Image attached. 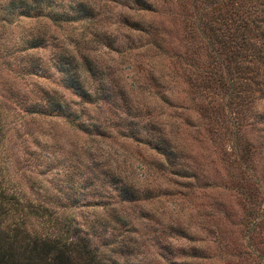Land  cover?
I'll return each mask as SVG.
<instances>
[{
  "label": "rangeland",
  "instance_id": "obj_1",
  "mask_svg": "<svg viewBox=\"0 0 264 264\" xmlns=\"http://www.w3.org/2000/svg\"><path fill=\"white\" fill-rule=\"evenodd\" d=\"M239 1L264 7L0 0L3 206L38 203L23 225L75 229L106 264H264V84L243 87L256 118L199 109L230 69L213 27Z\"/></svg>",
  "mask_w": 264,
  "mask_h": 264
},
{
  "label": "trees",
  "instance_id": "obj_2",
  "mask_svg": "<svg viewBox=\"0 0 264 264\" xmlns=\"http://www.w3.org/2000/svg\"><path fill=\"white\" fill-rule=\"evenodd\" d=\"M237 4L238 6H233L226 15H219L218 20L222 26L213 27L218 37L216 41L221 46L224 44L229 46L227 51L225 50L227 53L225 60L230 69L226 71L228 72L226 75H222L217 69L208 74L207 82L203 85L207 89H212L213 97L209 100V96L212 95L204 93V98L207 97V100L199 109L202 113L208 109L217 117L220 108L224 107L229 115H232L230 116L233 120L237 118L239 112L242 116L246 115L253 119L254 115L256 118V113L247 104L251 99L250 93L243 87L264 84V7L250 9L246 7L244 1H239ZM195 48L192 47L190 53L196 54ZM187 58L192 59L191 56ZM217 59L216 61L220 63L219 57ZM58 69L63 73L64 85L73 89L81 87L70 72L71 67L61 61ZM191 78L190 83L193 84L199 80L195 73ZM223 88L229 90L226 100L219 95ZM57 110L61 111L62 106L59 105ZM260 120L264 122V112L261 113ZM0 196L2 198L4 196L2 189ZM10 201H6L3 206L0 200V264H106L96 258L87 240L78 235L75 229L57 228L52 234L50 231L41 234L30 231L23 225L26 216L28 214L40 216L42 215L40 210H44V207H38V203L24 205L15 200ZM8 211L11 218L6 222L4 214ZM49 223L51 224L50 220Z\"/></svg>",
  "mask_w": 264,
  "mask_h": 264
}]
</instances>
